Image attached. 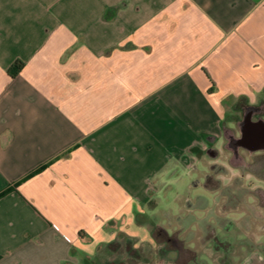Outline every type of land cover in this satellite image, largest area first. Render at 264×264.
Instances as JSON below:
<instances>
[{"label": "crops", "instance_id": "1", "mask_svg": "<svg viewBox=\"0 0 264 264\" xmlns=\"http://www.w3.org/2000/svg\"><path fill=\"white\" fill-rule=\"evenodd\" d=\"M260 103L264 0H0V191L18 182L0 197V264H80L140 233L165 175ZM245 234L218 264H264Z\"/></svg>", "mask_w": 264, "mask_h": 264}, {"label": "rangeland", "instance_id": "2", "mask_svg": "<svg viewBox=\"0 0 264 264\" xmlns=\"http://www.w3.org/2000/svg\"><path fill=\"white\" fill-rule=\"evenodd\" d=\"M232 128H235L234 124ZM218 150L220 157L215 159V163L210 158L214 155L203 153L195 169L181 167L175 172L170 170L163 178L161 190L152 194L156 206L146 208L149 221L138 222L143 226L137 230L140 233L129 236L120 232L114 240H110L114 244L108 242L96 246L88 254L87 261L82 259L80 264H180L177 261L178 250L164 240L155 239L156 225L162 226L168 233L177 230L175 234L183 240V246L196 251V260L188 264H218L217 260L223 255L222 249H215L213 240L203 243L202 238L207 235L206 224L213 226L217 238H232L231 252L240 249L245 241L249 242L245 232L250 237L258 236L264 240V234H259L264 231V205L244 189L256 186L264 189V180L255 176L246 177L244 181L233 177L232 172L240 173V170H234L229 165L227 156L230 152L221 145ZM206 172L218 179L221 185H232L229 188L225 185L217 190L208 189L204 185ZM242 183L244 188L241 187ZM232 189L238 197L234 204L228 195L233 192ZM226 202L230 204L227 214L221 211V204ZM244 209L249 213L247 218L241 215ZM217 214L227 215L230 221L228 228L219 225ZM114 226H117L115 222Z\"/></svg>", "mask_w": 264, "mask_h": 264}, {"label": "trees", "instance_id": "3", "mask_svg": "<svg viewBox=\"0 0 264 264\" xmlns=\"http://www.w3.org/2000/svg\"><path fill=\"white\" fill-rule=\"evenodd\" d=\"M24 67V62L20 59H16L11 66L8 69V73L11 76L17 75L22 68ZM43 169V166L38 167L37 169L33 170L30 174H28L26 177H29ZM18 182L14 183L12 186H8L0 191V197L5 195L6 193L12 191ZM204 185L208 187L209 189H218L221 186V183L218 179H215L212 174H207L205 183ZM229 188V187H228ZM249 193L253 194L260 203L264 205V190L261 188H254L252 190H247ZM230 196L231 200L230 202L237 203L238 197L237 194L234 192H229L228 194ZM228 199V200H230ZM229 204L224 203L223 208H227ZM217 221L219 222V225L222 226V228H228L230 225L229 219L218 217L217 216ZM211 224H206L207 228V235L202 238L203 243L206 240H213L215 249H222L223 255L219 257L220 262H228V256L229 253L232 250V238L231 237H226L223 239L217 238L214 229L212 228ZM177 231V230H176ZM176 231L172 233H168L162 226L156 225L155 230H154V237L158 241H166V243L170 244L171 246L175 247L178 250L179 256L178 260L181 263L180 264H188L191 260H196L197 253L194 249H191L189 247H184L183 246V240H180L178 235L175 234ZM114 244V242H110V245ZM226 257V258H225ZM225 258V259H222ZM106 264H112L111 262H108Z\"/></svg>", "mask_w": 264, "mask_h": 264}, {"label": "water", "instance_id": "4", "mask_svg": "<svg viewBox=\"0 0 264 264\" xmlns=\"http://www.w3.org/2000/svg\"><path fill=\"white\" fill-rule=\"evenodd\" d=\"M262 105H246V109L262 107ZM244 109V108H243ZM243 124V126L241 125ZM239 129V135H233L231 138L226 136L227 130H232L229 127H223V139L226 141L224 148L231 155L228 159L230 165L240 168H248V162L241 150L252 155L257 151H264V118L258 116L257 119L252 118V114L244 113L241 120L236 123Z\"/></svg>", "mask_w": 264, "mask_h": 264}, {"label": "flooded vegetation", "instance_id": "5", "mask_svg": "<svg viewBox=\"0 0 264 264\" xmlns=\"http://www.w3.org/2000/svg\"><path fill=\"white\" fill-rule=\"evenodd\" d=\"M264 103H260L258 105H262ZM246 105L242 106L241 108V115L240 117L235 121V128H232V130H227L226 136L228 138H231L233 135L238 136L239 135V129L236 126V123L241 120L244 113L252 114L253 119H257L258 116H261L264 118V106L256 108H250L246 109ZM244 108V109H243ZM243 126V124H241ZM226 143L224 140L223 145ZM245 157L249 158L250 165L248 166V169L252 170L260 179L264 180V151L259 152L257 155H248L246 151L241 150ZM208 154L218 156V150H215L213 148L208 149ZM230 157V156H229Z\"/></svg>", "mask_w": 264, "mask_h": 264}]
</instances>
